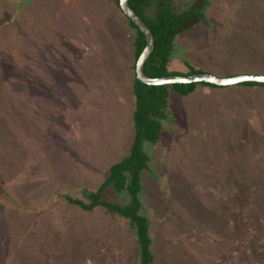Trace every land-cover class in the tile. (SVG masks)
<instances>
[{"label":"rangeland","instance_id":"1","mask_svg":"<svg viewBox=\"0 0 264 264\" xmlns=\"http://www.w3.org/2000/svg\"><path fill=\"white\" fill-rule=\"evenodd\" d=\"M48 1L62 10L78 8L67 13L60 31L40 30ZM67 1L0 0V264H18L9 257L26 248L54 263L138 264L127 220L102 209L84 212L62 197L83 198V190H94L128 151L134 31L106 0ZM193 1L171 5L179 12ZM242 1L248 16L234 32L247 34L232 43L256 39L254 52L240 57L249 61L233 59L228 44L233 0H209L208 23L176 37L168 68L182 71L186 61L218 75L233 74V65L264 73V0ZM73 49L94 51L99 60L97 54L107 55L112 72H101L87 55L75 60ZM88 73L101 81L91 83ZM233 89L169 93L159 139L143 143L148 170L141 174L139 199L149 222L151 264H264V185L243 188L264 174V163L251 155L264 149L255 142L264 98ZM104 198L128 202L111 187Z\"/></svg>","mask_w":264,"mask_h":264},{"label":"trees","instance_id":"2","mask_svg":"<svg viewBox=\"0 0 264 264\" xmlns=\"http://www.w3.org/2000/svg\"><path fill=\"white\" fill-rule=\"evenodd\" d=\"M114 3L119 13L122 15L118 8L117 0H114ZM171 3V0H128L129 7L145 23L154 38L153 51L144 63L143 72L149 77L190 75L202 72L211 73L210 70L212 69L194 66L186 61L183 62L184 69L182 71H174L168 68L170 55L173 51L176 37L179 34L191 29L200 21L208 23L205 15V8L209 4V0H194L188 8L179 12H176ZM238 4L239 7L237 8ZM235 5L236 9L233 11V22H235V24H233V35H230L228 44H230V47L233 45V59L238 58L240 60V57H242L245 52H248L247 50L254 52L253 49H250V45L252 43L253 46L254 41L256 43L258 42L253 36H251V43L234 45L239 39H241L240 41H243L247 34L243 30H240L239 33H235V25L237 24V21L238 23H241L243 22V19L248 16L247 11L244 12V8H242L245 5L244 1L233 0V6ZM122 16L126 20L128 27L134 31L132 40V64L130 65L132 74L129 83L132 98L131 122L133 132L128 151L121 159L110 164L104 179L94 190H83V198H72L67 194H63L62 197L68 205L77 207L84 212H93L96 209H102L109 214H114L127 220L129 225L134 230L138 264H151L153 261V255L150 250L151 238L149 236V222L148 219L140 213L142 203L139 199V193L141 191V174L143 171L148 170V158L143 151V143H154L159 139L161 133L160 120L166 118L164 109L166 107V99L169 93L172 92L186 97L194 94L198 86L217 89L224 87H217L203 82L171 85H146L137 80L134 74V63L145 45V40L140 31L124 15ZM259 39L262 40V43L264 42L263 37H260ZM92 44L100 45L94 42H92ZM73 51L74 53L72 52V55L75 60L81 59L82 54L84 56L87 55L99 64V68L102 70L101 72L106 74H110L112 72L109 66L112 61L107 59V55L103 56L101 53L97 54V56L104 59L99 60L95 58V54L93 53L94 51L87 52V49H73ZM229 53L231 54V52ZM81 61H83V59ZM85 63H87L86 65L89 64L88 61H85ZM235 67L236 66L233 65V74L219 76H232L239 74L237 72L238 69ZM105 68L107 69L105 70ZM260 73L263 74V72ZM81 77L87 83L86 72L84 74L81 72ZM96 79L101 81L97 75L88 73V80H90L91 83ZM233 87L264 88V84L244 82L233 85ZM253 163L254 162L252 161V171L255 169ZM261 169L264 171V168ZM261 174L257 176V180L253 177L252 182L248 184L249 186H244L243 188L247 189L251 186L250 188L253 189L257 187L255 186L252 188V185L256 184V181L263 183L264 185V174ZM108 187H111L115 193L122 192L127 194L128 202L121 205L106 200L104 198V193ZM233 189L238 188L233 187ZM251 204L254 205V203ZM242 212L245 211L242 210ZM238 216L242 220L245 218L242 217L243 213H241V215L239 213ZM226 220L231 221V216L226 218ZM243 221L246 223V220ZM259 248L260 250H264L262 245H260ZM41 254L42 252L38 249L26 248L19 257H9V260H13L12 263L18 262V264H62L61 261L54 263L50 260L46 261L44 258L38 257V255L40 256Z\"/></svg>","mask_w":264,"mask_h":264},{"label":"water","instance_id":"3","mask_svg":"<svg viewBox=\"0 0 264 264\" xmlns=\"http://www.w3.org/2000/svg\"><path fill=\"white\" fill-rule=\"evenodd\" d=\"M117 5L122 13L144 36L145 45L134 63V74L137 80L146 85H171L188 83H207L217 87H227L244 82L264 84V74L242 73L232 76H219L209 72L193 73L190 75H167L161 77H149L143 72V66L153 51L154 38L140 17L135 14L128 5V0H117Z\"/></svg>","mask_w":264,"mask_h":264},{"label":"crops","instance_id":"4","mask_svg":"<svg viewBox=\"0 0 264 264\" xmlns=\"http://www.w3.org/2000/svg\"><path fill=\"white\" fill-rule=\"evenodd\" d=\"M20 1L21 2L19 4H24V3H26L27 0L25 2H22L24 0H20ZM39 1H41V0H39ZM61 1H67V0H59L60 3H61ZM106 1L109 2L110 4H112V6L115 5L114 0H106ZM85 2H86V0H80L79 4L83 5ZM8 4H10V3L8 2ZM67 4H69V0L67 1ZM45 7H47V9L49 10V13L46 12L44 20L41 22H38L40 25V30L51 29L54 32H57V30L60 31L63 23L68 24V21L70 20V15L67 13H74L78 9L77 7L76 8H64L63 7V10H62L61 6H57L55 2H51V1L45 2ZM117 12H119V11H117ZM48 17L50 18V20L48 19ZM263 39H264V37H263ZM240 61L244 62V61H249V60H240ZM246 66H249V64H246ZM241 67L242 66H240V68ZM237 72L239 74H242V73H258L256 71L247 70V69H240V70H237ZM259 74H262V73L259 72ZM233 90H236L241 95H244L245 93H247V91H250L252 94L258 95L260 98H264V88H261V87H252V88L238 87V89H233ZM253 99H254V97L252 95H250L248 97L250 104L253 103ZM257 111H258L257 119L260 121L261 132H260V136L258 137L257 140H255V142H257V144L259 143L258 148H260L261 144L264 145V139H263V137H264V110H259L257 108ZM233 118L235 119L238 117H233ZM251 155H252L253 159L256 158L258 160V163L259 162L262 163L261 166H263V163H264V149H263V147L260 148L259 151H256V153L252 152ZM249 158L251 159V157H249Z\"/></svg>","mask_w":264,"mask_h":264}]
</instances>
